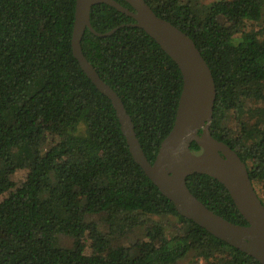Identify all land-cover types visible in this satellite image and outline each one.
Wrapping results in <instances>:
<instances>
[{
	"label": "trees",
	"instance_id": "1",
	"mask_svg": "<svg viewBox=\"0 0 264 264\" xmlns=\"http://www.w3.org/2000/svg\"><path fill=\"white\" fill-rule=\"evenodd\" d=\"M145 1L207 62L211 134L247 165L264 205V0ZM75 12L76 0H0V264H260L182 217L136 163L111 100L73 55ZM90 19L98 33L118 28L103 38L87 29L82 51L153 163L175 123L180 69L125 14L100 4ZM187 186L247 225L217 180L196 174ZM132 235L135 243H116Z\"/></svg>",
	"mask_w": 264,
	"mask_h": 264
},
{
	"label": "water",
	"instance_id": "2",
	"mask_svg": "<svg viewBox=\"0 0 264 264\" xmlns=\"http://www.w3.org/2000/svg\"><path fill=\"white\" fill-rule=\"evenodd\" d=\"M123 1L132 10L116 0H76L71 41L75 59L96 88L111 100L134 160L174 204L176 211L218 240L264 264V205L254 189L247 165L230 146L211 134L217 91L207 62L194 41L172 23L157 16L145 0ZM100 4H106L134 20L135 23L128 26L145 31L178 65L182 74L183 89L175 123L161 143L153 163L141 148L134 123L121 98L100 78L83 54L81 42L87 29L101 38L118 30L115 28L103 34L93 29L91 9ZM193 143L202 149L201 153L192 151ZM196 174L207 175L225 187L247 222L246 226L215 214L191 193L187 179Z\"/></svg>",
	"mask_w": 264,
	"mask_h": 264
},
{
	"label": "rangeland",
	"instance_id": "3",
	"mask_svg": "<svg viewBox=\"0 0 264 264\" xmlns=\"http://www.w3.org/2000/svg\"><path fill=\"white\" fill-rule=\"evenodd\" d=\"M201 2L207 5V4L212 3L213 0H201ZM95 220L100 221V218H97ZM137 239L138 238L134 237L133 235H132V237L131 236L130 237H117L116 238V243L117 244H122V245H125V244L129 245V244L135 243ZM64 241H65L66 244H69L70 243V241H68L67 239H64ZM222 252L226 256H227V254L228 255L230 254V251L229 250H224V251L222 250ZM215 254L218 257V253H215ZM181 264H194V260H193L192 257H189V258L185 259L183 262H181Z\"/></svg>",
	"mask_w": 264,
	"mask_h": 264
},
{
	"label": "flooded vegetation",
	"instance_id": "4",
	"mask_svg": "<svg viewBox=\"0 0 264 264\" xmlns=\"http://www.w3.org/2000/svg\"><path fill=\"white\" fill-rule=\"evenodd\" d=\"M128 8H129L130 10H132V8H131L130 6H128ZM134 23H135V22H134ZM134 23H133V24H134Z\"/></svg>",
	"mask_w": 264,
	"mask_h": 264
}]
</instances>
